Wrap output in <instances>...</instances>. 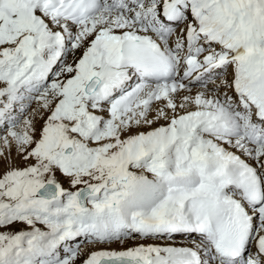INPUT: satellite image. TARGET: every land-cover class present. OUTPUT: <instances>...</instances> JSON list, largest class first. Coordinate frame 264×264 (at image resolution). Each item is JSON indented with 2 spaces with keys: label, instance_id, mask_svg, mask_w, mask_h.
Here are the masks:
<instances>
[{
  "label": "snow or ice",
  "instance_id": "obj_1",
  "mask_svg": "<svg viewBox=\"0 0 264 264\" xmlns=\"http://www.w3.org/2000/svg\"><path fill=\"white\" fill-rule=\"evenodd\" d=\"M0 264H264V0H0Z\"/></svg>",
  "mask_w": 264,
  "mask_h": 264
},
{
  "label": "rangeland",
  "instance_id": "obj_2",
  "mask_svg": "<svg viewBox=\"0 0 264 264\" xmlns=\"http://www.w3.org/2000/svg\"><path fill=\"white\" fill-rule=\"evenodd\" d=\"M32 107L34 108V107H36V105L33 104ZM65 187H67V184L66 183H65ZM157 242H160L161 244H164L163 243L164 241H157ZM111 248L116 249V250H121V249H123V246L122 245H119V244H113V245H111Z\"/></svg>",
  "mask_w": 264,
  "mask_h": 264
},
{
  "label": "bare ground",
  "instance_id": "obj_3",
  "mask_svg": "<svg viewBox=\"0 0 264 264\" xmlns=\"http://www.w3.org/2000/svg\"><path fill=\"white\" fill-rule=\"evenodd\" d=\"M161 241H163V240H161ZM177 241H180V238L178 237L177 238ZM133 243L134 242H128L127 244H125V245H122L123 246V249H121V250H125L126 248H128V247H132L133 246ZM149 243H151V241L149 242ZM156 243H160V242H156ZM164 243V242H163ZM161 244V243H160ZM116 246V245H115Z\"/></svg>",
  "mask_w": 264,
  "mask_h": 264
}]
</instances>
